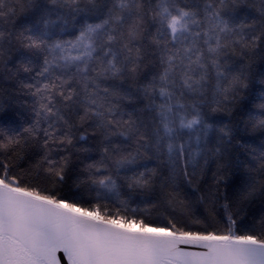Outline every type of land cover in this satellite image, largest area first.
<instances>
[{
    "label": "snow or ice",
    "instance_id": "6c2138e0",
    "mask_svg": "<svg viewBox=\"0 0 264 264\" xmlns=\"http://www.w3.org/2000/svg\"><path fill=\"white\" fill-rule=\"evenodd\" d=\"M0 264H264V0H0Z\"/></svg>",
    "mask_w": 264,
    "mask_h": 264
}]
</instances>
